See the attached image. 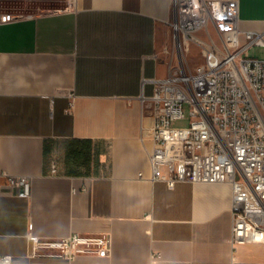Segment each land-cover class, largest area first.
I'll return each instance as SVG.
<instances>
[{"label": "crops", "instance_id": "crops-1", "mask_svg": "<svg viewBox=\"0 0 264 264\" xmlns=\"http://www.w3.org/2000/svg\"><path fill=\"white\" fill-rule=\"evenodd\" d=\"M237 1L263 36L264 0ZM172 0H0V257L11 264H264L233 247L229 184L152 181L141 96L180 59ZM263 50L264 47H257ZM256 58V57H255ZM107 235V255L34 254L33 240Z\"/></svg>", "mask_w": 264, "mask_h": 264}, {"label": "built area", "instance_id": "built-area-1", "mask_svg": "<svg viewBox=\"0 0 264 264\" xmlns=\"http://www.w3.org/2000/svg\"><path fill=\"white\" fill-rule=\"evenodd\" d=\"M170 21L177 66L142 94L144 111L154 119L151 180L229 184L232 187L233 247L264 244V59L247 55L264 47L261 34L240 29L237 1L172 0ZM204 63L192 69L181 55L190 46ZM188 112V113H187ZM187 121L185 127L174 122ZM4 185L31 196L32 179L2 173ZM107 235L73 233L59 240H33L34 254L72 260L79 254L107 255ZM13 257H0L11 264Z\"/></svg>", "mask_w": 264, "mask_h": 264}, {"label": "rangeland", "instance_id": "rangeland-1", "mask_svg": "<svg viewBox=\"0 0 264 264\" xmlns=\"http://www.w3.org/2000/svg\"><path fill=\"white\" fill-rule=\"evenodd\" d=\"M247 55L261 59L263 56V50L254 47L251 50H249ZM181 57L182 60L185 62V64L190 65L192 69H196L197 67L201 66L204 63L201 50L195 45L190 46L189 52L187 54L181 55ZM188 124L189 123L187 121H178L173 123L175 127H185L188 126Z\"/></svg>", "mask_w": 264, "mask_h": 264}]
</instances>
